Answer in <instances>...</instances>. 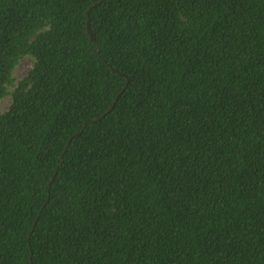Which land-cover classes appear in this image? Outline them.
<instances>
[{
    "label": "trees",
    "instance_id": "obj_1",
    "mask_svg": "<svg viewBox=\"0 0 264 264\" xmlns=\"http://www.w3.org/2000/svg\"><path fill=\"white\" fill-rule=\"evenodd\" d=\"M7 96L0 264H264V0H0Z\"/></svg>",
    "mask_w": 264,
    "mask_h": 264
},
{
    "label": "rangeland",
    "instance_id": "obj_2",
    "mask_svg": "<svg viewBox=\"0 0 264 264\" xmlns=\"http://www.w3.org/2000/svg\"><path fill=\"white\" fill-rule=\"evenodd\" d=\"M33 59L29 56L24 57L19 62L17 69H16V77L21 78L23 77L27 71L32 67ZM11 102L10 96L4 97L0 100V110L4 111L8 109Z\"/></svg>",
    "mask_w": 264,
    "mask_h": 264
},
{
    "label": "water",
    "instance_id": "obj_3",
    "mask_svg": "<svg viewBox=\"0 0 264 264\" xmlns=\"http://www.w3.org/2000/svg\"><path fill=\"white\" fill-rule=\"evenodd\" d=\"M101 2H102V1H100V2L96 3L95 5H93V6L88 10V14H89L90 11L93 9V7L99 5ZM88 31H89V33H90V35H91V39H92L93 41L96 42V37H95V35H94V33H93V30H92V28H91L90 20L88 21ZM117 100H118V98L114 101L113 105H112L111 108L108 110V112H110V111L115 107V105H116V103H117ZM104 117H105V114L102 115L101 117H99L98 119L93 120V122L98 121V120H101V119L104 118ZM81 133H82V132L77 133L76 135H74V137H75V136H79ZM72 138H73V137H72ZM72 138L69 140V144L71 143ZM55 178H56V174L54 175L52 181H51L50 184H49L50 187L52 186V183H53V181L55 180Z\"/></svg>",
    "mask_w": 264,
    "mask_h": 264
}]
</instances>
